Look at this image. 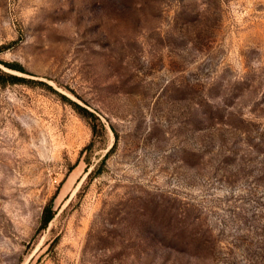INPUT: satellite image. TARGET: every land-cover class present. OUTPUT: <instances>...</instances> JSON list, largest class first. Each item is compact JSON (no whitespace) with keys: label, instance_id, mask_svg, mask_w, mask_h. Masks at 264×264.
<instances>
[{"label":"rangeland","instance_id":"obj_1","mask_svg":"<svg viewBox=\"0 0 264 264\" xmlns=\"http://www.w3.org/2000/svg\"><path fill=\"white\" fill-rule=\"evenodd\" d=\"M0 264H264V0H0Z\"/></svg>","mask_w":264,"mask_h":264},{"label":"trees","instance_id":"obj_2","mask_svg":"<svg viewBox=\"0 0 264 264\" xmlns=\"http://www.w3.org/2000/svg\"><path fill=\"white\" fill-rule=\"evenodd\" d=\"M8 76V80L11 82H16V81H22L23 78L16 75V74H10V73H5ZM77 106V109L79 111H81V114L89 121V124L93 130V139L92 141L82 150V152L85 151H89V153L86 156V159L88 161V163L90 164V157L91 154L93 153V149L94 146L96 144V136L98 134V129H104L105 130V124L101 121V119L99 118V116L90 111L89 109L80 106L79 104H75ZM106 157V156H105ZM105 157H103L101 159V161H99L94 168L90 171L89 173V177L94 176L100 169V166L102 165V163L104 162ZM56 214V211L53 209L52 204H49L45 207L44 211H43V215H42V227L46 228L48 226V224L50 223V221L54 218Z\"/></svg>","mask_w":264,"mask_h":264}]
</instances>
